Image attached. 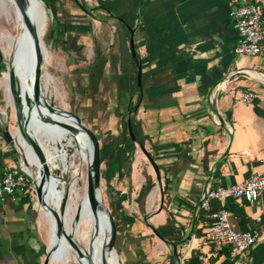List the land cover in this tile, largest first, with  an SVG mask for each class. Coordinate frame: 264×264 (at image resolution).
<instances>
[{
	"label": "crops",
	"instance_id": "obj_1",
	"mask_svg": "<svg viewBox=\"0 0 264 264\" xmlns=\"http://www.w3.org/2000/svg\"><path fill=\"white\" fill-rule=\"evenodd\" d=\"M60 1L64 42L51 44L67 56L66 73L57 83L67 101L61 108L79 115L98 135L101 179L109 186L127 264H236L227 251L207 256L210 221L200 197L208 185L231 186L264 176V42L257 56L235 54L233 0ZM4 86L0 78V125L14 131L16 112L10 110L13 103ZM240 91L257 98L250 105L237 102ZM18 144H8L0 135V176L31 155L30 143L22 139ZM58 184V173L45 182L51 195L44 198L42 211L50 246L56 223L52 209L61 210H56L53 194ZM211 205L218 207L215 201ZM224 207L234 229L259 232L250 264H264V193L253 202L227 199ZM35 219L31 190L0 201V264L45 263ZM67 245L61 238L60 253L53 254L51 264H68Z\"/></svg>",
	"mask_w": 264,
	"mask_h": 264
},
{
	"label": "bare ground",
	"instance_id": "obj_2",
	"mask_svg": "<svg viewBox=\"0 0 264 264\" xmlns=\"http://www.w3.org/2000/svg\"><path fill=\"white\" fill-rule=\"evenodd\" d=\"M9 1L11 4V8L16 9L18 14V19L21 20V18H23L24 20L23 40L17 46L14 54L16 55L15 67L18 75L22 79V91H21L22 101L26 103V100L24 99L33 96L32 93L33 82H31L30 78L28 77L26 70L30 64V58L32 55L31 46L35 41L42 40L46 31L48 16L43 9L44 6L43 3L39 0H25V7H24L25 14L22 13V11L15 3L11 2V0ZM25 17L28 18L34 32H32L28 28L25 22ZM5 40L8 43L9 47L12 48L14 44L13 36L11 34L6 35ZM45 78L51 79L48 75H46ZM45 82L47 83V85L49 84L47 80H45ZM6 89H7V94H9L10 87L8 83L6 84ZM44 92L47 94L46 90H44ZM24 113L28 115V118H30V124L27 126L26 132H28V134L31 137L33 136L38 138V140H34V141L42 147L46 155L48 164L52 169L56 170V172L60 174L61 185H62L61 190H63V187L65 185V181L63 179L64 176H62L61 173H64L65 171L70 169L72 171L73 169L76 168V163L74 159L70 160L69 148L75 149L79 159L82 162L87 163V167L89 170L94 157L93 142L88 136V134L83 129L78 127L77 124H75L74 119L50 112L46 109V107L43 104L33 109L28 108L25 105ZM47 114L51 115V117L62 123H67L77 127L78 132L72 133L70 130L65 129L55 123H48L40 117L42 115L44 116ZM55 132H58V134H55ZM23 136L24 135H22V133H19L18 140L19 141L22 140ZM24 138L26 137L24 136ZM27 142L29 143L28 140ZM30 146L32 147L31 144ZM26 156H27L28 166H32L34 168V171L32 172L34 180L36 181V184H40L41 181L43 180L42 164L40 163L33 147H32L31 155L26 154ZM55 175L56 174H52L50 181L54 179ZM74 175L76 177L77 173H75ZM85 189H86V193L84 194L81 203L72 198V196H75L76 198L80 197L77 189V178H75L70 190V194H69L70 202L67 207V217H68V222L71 224V228L69 232L67 229L64 228L66 233L73 234L75 236L77 234L79 239H81L84 243L87 244L86 253L81 251L83 255L80 254H79L80 256L76 255L75 258L77 261L79 260L80 263L82 264H106V260H108L111 264H122L118 256L115 254L116 250H111V251L108 250L110 236L108 235L107 231L102 226V224L100 223V219L102 217V210L99 208L94 209L92 207L87 196V186ZM59 193L60 192L58 191L53 192L54 196L58 200L57 203L58 205L57 207H55L56 210H59L62 207L61 206V204L63 203L62 199L61 200L59 199L63 198L64 201V197L66 195L65 189L63 190L62 194ZM48 194L49 196L51 195L50 190L46 188L44 193V198H46ZM101 194L103 198V190ZM78 209H80L81 212V214L79 215H78ZM63 215L61 214L60 217L62 222L64 223V219H62ZM52 229L54 233L51 240V246L54 247L55 250L54 254L59 255L60 237L57 236L56 223L52 226ZM62 238L66 239L65 237ZM71 248L70 250L72 251L73 248L72 249Z\"/></svg>",
	"mask_w": 264,
	"mask_h": 264
},
{
	"label": "built area",
	"instance_id": "obj_3",
	"mask_svg": "<svg viewBox=\"0 0 264 264\" xmlns=\"http://www.w3.org/2000/svg\"><path fill=\"white\" fill-rule=\"evenodd\" d=\"M239 1L233 0L234 6L230 10V17L238 35L234 52L236 55L254 57L262 52L264 42V0ZM256 98L257 95L252 92L240 91L236 95L237 102L247 105L252 104ZM32 172L33 167L28 166L27 156L18 166L7 168L0 176V201L15 200L18 191L31 190L34 178ZM263 193L264 176L258 175L231 186L208 185L200 197V208L210 221L207 242L211 248L208 257L217 258L227 251L236 264H250L251 251L258 241L259 232L256 229H234L224 201L242 199L253 202ZM213 201L218 204L215 209L211 205ZM256 221L261 222L262 216H258Z\"/></svg>",
	"mask_w": 264,
	"mask_h": 264
},
{
	"label": "rangeland",
	"instance_id": "obj_4",
	"mask_svg": "<svg viewBox=\"0 0 264 264\" xmlns=\"http://www.w3.org/2000/svg\"><path fill=\"white\" fill-rule=\"evenodd\" d=\"M17 1L18 0H11V2L15 3L19 7ZM19 9H20V7H19ZM46 14L48 16L46 31H45V34H44L42 40L41 41L38 40L40 42L41 50L44 53V62H43L42 73L44 74L43 85L45 83L44 88L46 86V89H47V91H46L47 94L44 92V95L46 94V99L49 102L54 103V105H56L57 108L62 109L61 107L65 106L67 101L65 98H63V97H65V95L63 93H61V91L58 89L57 83H59L58 80H63V76L66 73L65 69H67V67H68V64L66 62L67 56L64 54V52H60L61 55H59V53L56 52V49L52 46L51 42L49 41V33H50V27L52 25L51 23L53 20V14L49 10H47ZM23 32H24V20H23V18H21V20L18 19L17 11H16V9L11 8V4H10L9 0H0V47L3 50L4 60H5L2 67H0L1 72H3L1 77H4L8 72L7 68L10 67V63L13 60L14 52L16 51L17 46L23 40ZM9 34H11L14 38V44H13L12 48L9 47L8 43L5 40V36L9 35ZM35 44H36V41L34 42V45L31 46L32 47V55L30 58V64L26 69L28 77L30 78L31 82L34 81V73L33 72H34V67H35ZM62 55H64L65 58ZM46 75H48L51 79H46L45 78ZM69 79H70V77H69ZM71 79H73V78H71ZM45 80H47L49 82L48 85L45 82ZM3 93L5 95H7V89H5V86L3 87ZM8 95L10 96V99L13 103L12 108H10V110H13V109L15 110L17 103H16V100L14 98V95L12 93H9ZM24 100H26V98ZM5 103H6V101H5ZM22 108L23 107L21 105L20 114L22 117L21 120L23 121L25 116L23 113L24 109H22ZM66 110L71 112L70 109H66ZM15 128H17V127H15ZM15 131H16V129L14 130V133H15ZM55 134H58V132H55ZM56 136H58V135H56ZM33 139L38 140V138H36V137H33ZM23 140L27 141L26 138H24V136H23ZM69 149H70V160L74 159V161L76 163V168L73 169V171H71V172H68L65 174L61 173V175L64 176L63 179L65 181V185L63 187V190L65 189V193L68 196V198L66 201L65 209L62 210V207H61V210L59 212L60 216H61V214L63 215L65 213L62 218L64 219L65 228L68 230V232L71 228V224L68 222L67 207H68V204L70 202V198H69L70 190H71V187H72L73 182H74L73 174L77 173V175H76L77 189H78L80 197L76 198L75 196H72V198L76 201H79L80 203H81V200H82L84 194L86 193L85 188L87 186V174H88L87 163L82 162L79 159L78 154L76 153L75 149H72V148H69ZM33 171H34V168H33ZM51 173L57 174L56 170H54V169H51ZM55 183H57V180L55 181ZM59 185L60 184H58L56 186V190L62 194L63 193V190H61L62 185H60V187H59ZM101 185H102V189H103V203L110 209V211L112 212V215L114 216V219H115V217H116L115 211H114L115 209L112 207V203H111V200H110L109 194H108L109 186L107 185V182L103 179H101ZM31 194H32L34 205L36 207L35 236L38 240V245H40V247H41L42 255L46 261V259L49 256L53 257V251L54 250H52V246H50V227H49L48 221H47V219H46V217L42 211V208L44 207V205H40L38 202V199H37L36 184H35L34 178H33V188L31 189ZM59 194H58V197H59ZM61 199L63 202V198H60L59 200H61ZM57 203H55L56 207L58 205ZM61 206H62V204H61ZM79 214H81L80 209H78V215ZM103 214H104V216H107V217H108V215H107V213L102 211V217L100 219V223L105 228L106 227V219L103 216ZM115 222H116V219H115ZM118 228H119V226H117V230H118ZM109 232L110 231L108 229V235L110 236ZM65 233H66V231H65ZM67 235L74 241V243L76 244V246L78 247V249L80 251L86 253L87 244L84 243L81 239H79L77 234H76V236L73 234H67ZM70 246L73 248L74 251L70 250L71 257H70L68 264H82V263H80L79 260L77 261L75 258V255L79 256L78 251L71 244H70ZM67 247L69 250L68 245H67ZM115 248L118 251L120 257L122 258L124 264H127L123 253L120 251V249H118L119 248V241L118 240L116 242ZM52 257L49 261L50 264H51V262H54ZM106 263L111 264L108 260H106ZM58 264H63V262H59Z\"/></svg>",
	"mask_w": 264,
	"mask_h": 264
},
{
	"label": "water",
	"instance_id": "obj_5",
	"mask_svg": "<svg viewBox=\"0 0 264 264\" xmlns=\"http://www.w3.org/2000/svg\"><path fill=\"white\" fill-rule=\"evenodd\" d=\"M43 3V9L45 11V13H47L46 10V4L44 3L43 0H39ZM21 11L23 14H25V0H18L17 1ZM25 22L28 26V28L34 32L29 20L27 17H25ZM53 34L51 33V36ZM130 46H131V50H132V55L135 59V61L137 62V54L134 48V41H133V37L130 41ZM15 59H16V55H13V60L10 63V67L7 68V74L4 77L2 76L1 70H0V78H3L4 84L6 85L7 83L9 84L10 87V93H12L14 95V98L16 100L17 106L15 108V112H16V121H17V128L15 133L14 131H11L8 127H3L2 125H0V135H2V137L4 138V140L6 141V143L8 144H18V135L19 133H22V135H24L27 140L29 141V143L32 145L40 163L42 164V173H43V180L41 181L40 184H36V193H37V199L40 205H44L45 204V199H44V193H45V182L46 180L50 179L52 176L51 173V167L47 162L46 159V155L42 149V147L36 143L34 141V139L28 134V132H26L27 130V126L30 124V118H28V115H26L24 113L25 110V105L28 108H36L39 107L41 104H43L46 109L50 112L56 113L58 115L61 116H65V117H70L72 119H74L75 124H77L78 127H80L81 129H83L88 136L90 137V139L93 142V151H94V157H93V161L91 163V166L88 170V174H87V196L88 199L92 205V207L94 209H101L102 211H104L105 213H107L108 218H109V222H110V241L108 244V250H116L115 245H116V241H117V235H118V230H117V225L114 219V216L112 215V212L110 211V209L103 203L102 201V185H101V166H102V153H101V145H100V140L98 138V135L94 132V130L92 128H90L89 126H87L84 122V120L77 115L76 113L67 111V110H62L57 108L54 103L49 102L46 99V95H44V89L42 87V83L44 81V74L42 73V68H43V62H44V53L41 50L40 47V42L36 41L35 44V67H34V81H33V96L32 97H28L26 98V103L22 101V79L21 77L18 75L16 67H15ZM5 62L4 60V53L2 48L0 47V65H3ZM138 87L141 88L142 86V67L138 64ZM45 85V83H44ZM21 105H22V109L23 113H24V120L22 121V117H21ZM0 108H1V95H0ZM1 113V110H0ZM43 120H45L48 123H55L65 129L70 130L72 133H77L78 132V128L67 124V123H62L56 119H54L53 117H51V115L47 114V115H42L40 116ZM128 124H129V130H130V135L131 138L134 140V134L132 131V125H131V119H128ZM140 148L143 151V153L146 155V157L149 159V161L151 162L152 166L154 167L156 173H157V177L160 178L159 176V170L158 167L154 161V159L151 157L150 153L146 150L145 146L142 144V142H139ZM19 146V144H18ZM20 147V146H19ZM21 148V147H20ZM68 196L65 195L64 197V201L62 203V210L65 209L66 206V201H67ZM52 213L54 214L55 217V222H56V226H57V236L58 237H65L67 239V241L78 251V253L80 255H83L82 252L78 249V247L76 246V244L74 243V241L65 233V229H64V223L61 220V217L59 215L58 212H56L54 209H52ZM52 250H54V247H52ZM57 250V249H56ZM117 251V250H116ZM173 252L174 255H178V251H177V246H173ZM55 253V250L53 251V254ZM79 255V256H80ZM52 256H49L46 261L45 264H50L49 261L51 259ZM180 264H182L180 262Z\"/></svg>",
	"mask_w": 264,
	"mask_h": 264
},
{
	"label": "trees",
	"instance_id": "obj_6",
	"mask_svg": "<svg viewBox=\"0 0 264 264\" xmlns=\"http://www.w3.org/2000/svg\"><path fill=\"white\" fill-rule=\"evenodd\" d=\"M44 3L46 4V9L51 11L53 14V20H52V25L50 27V33H49V41L50 42H54V43H58L59 45L61 43H63L64 41L61 38V34H60V29H59V9L60 7H62V3L60 0H43ZM53 32V36H51V33ZM0 67H2V65H0ZM117 224V223H116ZM118 226V224H117ZM105 230L108 233V229ZM120 235H121V230L120 228H118V235H117V240L119 241V248L120 249ZM117 242V241H116Z\"/></svg>",
	"mask_w": 264,
	"mask_h": 264
}]
</instances>
